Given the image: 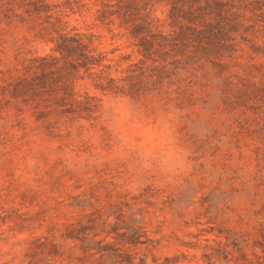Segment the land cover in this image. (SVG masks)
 <instances>
[{
	"label": "rangeland",
	"instance_id": "374dc122",
	"mask_svg": "<svg viewBox=\"0 0 264 264\" xmlns=\"http://www.w3.org/2000/svg\"><path fill=\"white\" fill-rule=\"evenodd\" d=\"M77 1L87 7L66 19L97 34L112 76L142 57L132 22L179 27L172 0H136L127 23L97 10L116 0ZM36 26L21 8L0 13V264H29L36 237L61 253L48 264H207L208 230L250 242L264 196V99L253 92L264 80V36L237 37L217 58L178 54L169 78L134 97L104 93L80 71L72 90L98 98L85 118L42 113L48 86L13 88L32 75L26 58L54 52Z\"/></svg>",
	"mask_w": 264,
	"mask_h": 264
},
{
	"label": "trees",
	"instance_id": "16d2710c",
	"mask_svg": "<svg viewBox=\"0 0 264 264\" xmlns=\"http://www.w3.org/2000/svg\"><path fill=\"white\" fill-rule=\"evenodd\" d=\"M239 1L236 4L235 0H172L169 17L172 23L178 22L179 27L171 32L152 30L143 20L132 22L130 34L136 38L137 50L142 57L131 61L125 68L126 74L119 77L110 75L106 70L111 64L105 62L107 53L95 41L97 34L83 31L66 19L67 10L80 11L81 7H87L85 2L0 0L2 15L14 13L16 8H21L22 13L37 21L33 35L53 42V53L26 58L23 68L32 75L28 78L20 74L19 79L11 84L15 90L22 92L29 88L43 92L41 87L48 86L54 95L51 99L41 98L47 108L41 110L42 113L89 118L97 107L98 98L87 92L84 95L76 94L68 82L69 77L83 78L84 74L79 75L83 71L102 92L128 94L131 97L143 89L157 88L155 84H162L165 78L170 77L169 71L176 66L174 63L178 54L186 56L192 50L191 52L215 54L214 58H217L225 49H231L235 41H251L264 36V0ZM114 3L116 8H113ZM114 3L105 2L97 10L102 15L122 16L125 23L135 21V18L131 19L129 16L136 0H116ZM179 3H186L188 8L179 7ZM148 82L153 85L152 88L143 84ZM168 82L172 80L168 79ZM253 92L260 93L264 99V80ZM253 217L255 221L249 230L253 238L250 242L246 238L229 240L220 229L207 231L212 234L204 237V247L210 248L205 253L207 264H212L215 259L232 260L234 264H264V196L261 207L253 211ZM247 244L248 248H245ZM60 255L55 243H47L36 237L31 241L27 252V263H35L38 256L44 260V264H48L49 259Z\"/></svg>",
	"mask_w": 264,
	"mask_h": 264
}]
</instances>
